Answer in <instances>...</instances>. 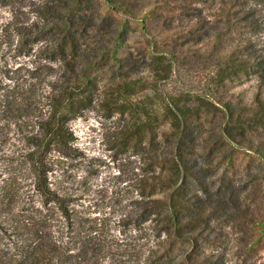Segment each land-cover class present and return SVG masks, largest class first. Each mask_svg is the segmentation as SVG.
<instances>
[{
    "label": "trees",
    "instance_id": "1",
    "mask_svg": "<svg viewBox=\"0 0 264 264\" xmlns=\"http://www.w3.org/2000/svg\"><path fill=\"white\" fill-rule=\"evenodd\" d=\"M30 4L38 16L21 25L20 44L27 53L36 45L45 60L39 83L48 105L32 138L62 151L71 112L93 103L126 116L122 143L138 139L144 164L118 223L140 240L121 247L104 223L80 217L72 195L51 185L42 152L34 162L37 203L21 218L9 193L0 198V227L17 238L0 264H256L242 257L260 247L249 240L257 188L212 163L216 150L238 146L258 163L254 175H264V0ZM113 8L129 17L116 18ZM130 19L143 21L141 32ZM101 74L109 80L98 91ZM253 75L260 91L250 103L231 83ZM9 103L20 104L15 95ZM234 219L244 227L232 242L225 226Z\"/></svg>",
    "mask_w": 264,
    "mask_h": 264
},
{
    "label": "rangeland",
    "instance_id": "2",
    "mask_svg": "<svg viewBox=\"0 0 264 264\" xmlns=\"http://www.w3.org/2000/svg\"><path fill=\"white\" fill-rule=\"evenodd\" d=\"M30 2L0 0V198L9 193L21 218L37 203L34 162L37 155L45 152L51 185L72 195V205L77 214L104 223L106 237L116 245H135L140 240L130 236L135 232H121L122 227L118 223L125 206L134 197V183L144 164L141 147L136 145L138 139L129 145L122 143L123 136L118 131L124 125L126 116L118 112L106 115L99 103H93L71 112L67 120L71 134L68 146L62 151L39 145L32 138L40 128L39 120L48 105L47 99L40 94L42 85L39 83L41 66L45 60L35 54L36 45L27 53L22 52L26 47L20 44L21 25L32 22L38 16ZM110 12L121 20L129 17L119 8H113ZM130 22L141 32L143 21L130 19ZM55 74L47 75L46 79H55ZM100 78L98 91L109 80L105 74H101ZM231 91L243 95L252 103L260 88L253 75L232 82ZM33 92L37 96L34 100L28 97ZM12 95L16 96L20 104L13 106L9 103ZM37 149L33 157L31 152ZM214 153L213 166L221 161V171L226 168L229 176L241 175L245 184L257 188L260 209L257 203L253 205L256 214L250 223L249 233L253 236L249 240L259 239L260 247L258 252L251 250L243 256L242 261L247 259L250 263L264 264V175H254L258 163L250 152L241 151L238 146L231 154L226 155L219 150ZM0 222L2 225L6 223L5 213L0 214ZM239 222L234 219L225 226V231L232 235V242L244 227ZM16 240L15 235L10 236L8 230L0 227V254L4 255L5 260L16 250Z\"/></svg>",
    "mask_w": 264,
    "mask_h": 264
}]
</instances>
